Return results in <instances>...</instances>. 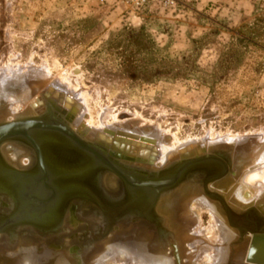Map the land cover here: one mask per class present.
I'll return each mask as SVG.
<instances>
[{
	"label": "rangeland",
	"instance_id": "374dc122",
	"mask_svg": "<svg viewBox=\"0 0 264 264\" xmlns=\"http://www.w3.org/2000/svg\"><path fill=\"white\" fill-rule=\"evenodd\" d=\"M35 78L43 83H34L37 81ZM22 81L34 94L48 84L55 85L57 82V85L64 86L67 83L68 86L60 88L82 99L86 120H90L95 127L102 124L115 131L117 125L122 128L121 133L134 129L144 134L148 130V134L153 131L161 133L162 139L167 136L164 141L173 142L174 151L180 145L189 143L193 146L194 142L201 143V140L222 144L212 146L209 151H199L200 154L192 157L184 156L185 151H175L182 157L172 163L183 164L189 160L214 157L220 162L218 164L227 167L229 173L234 152L225 144L235 146L234 140L237 142L238 138V144L264 140V0H177L172 6L154 3L140 9H132L113 0H0V93L6 92L10 98L9 88L24 83ZM2 104L3 100L0 106ZM7 104L9 111L20 109L15 106L19 105L17 102ZM15 120L6 117L0 123ZM154 128H157L156 131ZM12 146L27 151L15 144ZM62 152L70 153L66 150ZM65 157L69 168L76 165L71 157ZM21 161L22 164L17 162L16 166H8L26 169L34 160L26 154ZM171 164L164 167L159 162L151 169L160 172ZM58 169L60 179L54 178L53 181L50 178L51 184L56 180L62 183L65 179V168ZM194 172L187 174L188 179L197 180L202 190L206 174L199 170ZM106 179L98 174L86 183L102 204L109 209L116 208L124 202V191L122 187L121 190L118 188L117 179L111 189ZM54 183L52 186L57 191L64 189ZM211 184L217 183L210 181L208 192L224 197L214 188L210 190ZM107 189L115 194L109 190L107 193ZM70 194H66L70 204L66 203L59 214L58 223L67 217L64 229L55 227L48 230L52 231L48 235L33 229H29L32 235L13 229L16 230L13 237L0 238L1 254L26 248L34 250L35 255L47 251L52 262L62 257L69 264H79V261L90 264L93 259L92 264H147L141 255L121 248L124 243H119L121 249L116 246L115 250L117 253L119 249V254L121 252L124 256L110 255L112 257L107 256L95 263L105 250L99 245L108 236L118 230L126 232L134 226H140L136 230H142L145 236L139 239L142 250L150 253L158 248L172 253L177 246L174 243L175 232L167 227L165 218L161 216L172 235L167 232L155 211L156 216L153 217L158 221L160 231L154 221L139 216L138 210L142 207L134 211H120L124 215L114 211L113 215H120L109 219L102 209L88 205L94 204L92 201L83 200L88 203L83 205L82 199ZM4 195L0 190V200ZM187 204L185 210L196 225L191 230L195 235L200 230L202 238L208 239L209 215L199 209L195 211L191 203ZM72 210L75 217L71 221L69 211ZM243 210H239L240 213L232 211L237 217L246 216L248 222L245 224L252 226V222H257V228L264 231V225L260 224V215H263L257 208ZM123 223H128L129 227L125 228L121 225ZM111 225L115 230L97 243ZM157 238L166 245H161ZM87 248L97 250L83 256L81 251ZM213 254L211 250L202 249L194 263L212 264L216 258ZM232 257L229 256L226 263L232 264ZM179 264H183L182 258Z\"/></svg>",
	"mask_w": 264,
	"mask_h": 264
},
{
	"label": "bare ground",
	"instance_id": "6f19581e",
	"mask_svg": "<svg viewBox=\"0 0 264 264\" xmlns=\"http://www.w3.org/2000/svg\"><path fill=\"white\" fill-rule=\"evenodd\" d=\"M35 79H37V81L35 80L36 82L34 83H43V81L39 80L38 78ZM29 80H31V77ZM22 82L24 83L9 88V90L11 91V95L8 94L10 98H8L7 94H5L6 92L0 93V101L3 100V104L2 106H0V122L4 121L6 117H9L11 119L16 118V120L11 123H0V147H2L0 154L5 159V163L7 162L4 165H6L7 167H9L10 165L16 166L17 162L22 164L21 159L25 158L26 154L31 155V157H36L32 145L29 144L26 138L34 139L37 148H39L40 153L42 154V149L47 148L41 144V139L47 137L51 140H49L50 146L56 143L58 144L56 147L57 149L50 147L52 148L51 150H49L50 154H52V151L54 149L56 153L65 154V156H67V153L62 152L63 150H66L76 154L79 157L78 159L80 161L77 168L72 167L70 169L61 161H57L54 156L53 160L60 163L59 165H61L63 168H65L64 170H66V175L64 176L65 179H63L64 181L60 180L62 181L61 184H58L59 181L55 183L53 182L54 185H58L59 187L64 186L65 190L73 192L71 194L70 192H68L71 196L75 194L79 199H82V201H92V203L102 209V212L103 209L107 210L109 208L102 204L94 193H91L93 191L91 188H88V184L86 183L91 182V180H93V178L98 174L103 175V177L107 178L106 182L108 183L109 188H113V186H115V182L117 179L119 186L118 188L120 190L121 187L122 189L124 187L122 185V180L120 176H118V174H120L126 181L129 180L130 182L133 181L134 183H146L150 184V186L158 183L157 187L164 183L167 185L172 183V176L177 173L181 167H183V165H180L181 163H172L174 159L182 157L179 156V151H185L183 153L185 154L184 156L190 155L192 157L198 154L199 151H209L210 148L214 145L223 146L222 144L214 143L213 140V142H211V140H201V143L199 142L196 144L194 142L195 144L193 143V146L189 143H187L189 145H185L183 143V146L180 145L176 148L175 151H178L176 153L173 150L175 148V146H173L174 144H172L173 142L169 143L167 141H164L167 136L164 135L165 138L162 139V136H160L161 133L159 135L157 132L153 131L152 133L148 134V130L147 133L144 134L141 130L138 129H134L128 133H121L122 128L117 125L115 126L117 128L115 131H113V129L111 128H107L106 126L105 128L102 124L99 127H95L91 124L92 122L90 123V120L89 122L86 120L87 115L86 110H84V108L82 107V99L79 96L73 95L68 91L62 90L64 86L67 85V83L64 84V86H61L60 83V85H57V82L55 83V85L48 84V86H44L45 88H43L42 91H38V93L34 94L31 91V88L26 86L25 81ZM26 82L29 83L28 80ZM37 85L39 86V84ZM71 92L74 93V91L72 90ZM7 98L9 100H6ZM13 101L19 103V105H15L18 106L17 108H20L19 110L14 111L13 109H10L9 111V105L7 103H12ZM49 121H51V123H48ZM55 139H58L59 141H55ZM238 140L240 139L238 138ZM238 140L237 142L236 140H234L235 146L231 145L232 143L230 145H224L227 148H233L234 152L232 158V170L231 172H229L230 174L228 173V169L225 166V171L221 169L223 173L221 172V174H219L217 178H214L211 181L217 184H211V186H209L211 187L210 190H213L212 188H214V190H216L218 193L223 194L224 197L220 196V194L216 195L212 192H208L209 189L207 188L204 189L202 187L201 190L198 181H191L190 179H188L189 176H180V179L176 183L170 186H166L163 189L161 188V191L157 193V199L151 205L150 202H152L153 198L152 195L150 196V193L147 189L142 190V188H129L128 191H124L123 189L124 202L116 207L122 206V208H126V210L122 212H126L127 210L134 211V209L137 210L142 207L141 210H138L139 216L144 220L154 221V223H156L155 225L158 228V231H160L161 228L158 226V221H156V218L153 217L155 215L154 211L159 215L158 217L162 221L163 218L161 216H163L167 223V227H170V230H173V232H175L176 241L174 243L177 244V246L174 247L172 253L162 252L158 248L155 249L154 252L150 251V253L149 251H146V249L142 250L143 248L139 242V239H143L145 236L141 233L142 230H136L140 229V226H134L126 232L123 231L124 233L118 230L108 236L111 231L115 230L114 226L111 225L109 231H107V233L104 234V236L101 237L99 241H97L98 243L106 239V237L108 236L107 239L99 245L101 249L104 248L105 250L102 252L99 247V251L102 252V254H99L100 256L96 258L95 263L103 261L107 256L110 255L117 254L119 256H124V254H122L121 252L120 255L118 250L121 248H126L128 251L141 255L143 260L147 261V264H179L181 258L183 264H195V261L198 258V252H200V250L202 249L211 250L213 251V253H215L213 254L214 257H216L214 258L215 262L212 261V264H225L226 260L229 259V256L234 257L232 264H241L242 262H244L245 264H255L248 263V255L250 250V243L253 237L251 234L254 229L253 224L257 225V222H252V226L245 224L246 222H248L247 217H237L236 215H234V211L232 210H237L239 212V210L241 209L245 210L251 207H256L258 212H260V214H262L264 217V140L260 139L259 141L258 139V141L254 143H250L251 141H249L250 144H238ZM224 141L227 143L231 142H228L227 140ZM12 144L17 145L18 147H24L28 152L21 151L22 149H15ZM48 160L50 163L52 162V158H49ZM122 161L126 163H123ZM36 162L38 163L37 158ZM159 162H161L163 164L162 166L164 167H167L171 163L172 166L160 172L157 170H152L151 168L155 167V165ZM41 163L44 165L46 173L52 176L47 172L48 170L45 167L44 159ZM206 163H210L212 165L218 164L217 162L215 163L208 161ZM202 167L210 168V165L205 164ZM9 168L11 169V167ZM14 172L15 171H13L12 174L0 175V180L3 179V181H1L2 183L0 182V184H6L7 187L14 186V188L15 186L17 187L20 185H23L25 187L31 185L33 180L35 181L41 174L39 163L37 164V170L35 174L31 176L27 175L26 177L23 176L22 178H19L20 175H17L18 177H15L16 174ZM202 172L205 173L206 171L202 170ZM85 175L88 176L85 177ZM210 176L212 177L213 175ZM133 177L140 180L135 181ZM227 179H230L229 182H225ZM76 182L78 183V189L74 188L76 186H74V183ZM39 188L40 190L44 189L41 186ZM39 188H33L34 196H37L38 198L42 197V192H38ZM110 189H107V192L109 190L110 193H115ZM90 193L93 194V196ZM146 194L149 195V197H147ZM215 195L221 198H216ZM67 196L59 197L57 194L56 198L50 202V205L48 203V205L46 206L49 209L48 213H50L49 220L47 222V224L49 223V225L47 228H34L43 232H50L48 230L58 227L57 216H59V214H56L55 210L58 207H56L57 205L55 204H58L59 199L67 201ZM94 200H98L99 203H96V201ZM129 200H131L132 202L134 201V204H137V206L128 204ZM187 203H191L190 205H193L196 208L195 211L199 209V211H202L201 213H207L209 215L210 229H206L208 231L207 235H209L208 239H206L205 237L202 238L200 230L199 232H197V235H195L194 231H192L194 230L195 221L192 220L190 214H188L185 210V206ZM222 204H224L226 207L222 206ZM144 205L146 209L144 208ZM147 206L151 208L148 210ZM112 210L115 211V207L110 209L108 213L103 212L106 218L115 219L113 217L114 212ZM127 214H129V212H127ZM260 217V224L263 226L264 218L261 215ZM121 225H123L125 228L129 227L128 223H123ZM163 225L165 228H167L165 223ZM22 227L33 226H31L30 224H20L16 228L18 229ZM12 231L13 230L10 231V229H8L7 233H0V238L6 237V235ZM171 231H169V229L167 228V232L172 235ZM259 231L260 229L257 228L255 234L258 235L259 233H261ZM118 237H121L122 239H118ZM116 239H118V241H116ZM157 240L159 243H162L161 245H166L163 240L158 238ZM236 240L238 242H236ZM119 243H124V247L121 245L120 248ZM131 245L134 247H132ZM116 246L119 248L117 249V253L115 252ZM145 246L147 247V245ZM96 250V248H87L86 250L81 251V253L83 256H85L84 254L88 253L89 256L93 251ZM142 251L144 252L141 253ZM171 255H173L175 259H173ZM49 257L50 254L47 251H43L35 255L34 250L19 248L14 252L7 254H1L0 252V264H69L68 262H65V260L67 259L64 260L62 257H59L54 262H52V259H49ZM85 260H87V258ZM93 260H91L92 262H90V264L94 263ZM79 264H81L80 261ZM84 264H86V262ZM226 264H230V262Z\"/></svg>",
	"mask_w": 264,
	"mask_h": 264
},
{
	"label": "water",
	"instance_id": "95a60500",
	"mask_svg": "<svg viewBox=\"0 0 264 264\" xmlns=\"http://www.w3.org/2000/svg\"><path fill=\"white\" fill-rule=\"evenodd\" d=\"M6 138V137H4ZM3 139V138H2ZM27 141L29 142L30 145H32L33 150L36 154V158L37 161L39 163V168L41 171V174L39 175V177L33 182L31 185L28 186H14L13 187H8L4 186V187H0L1 192L5 193L7 195V197H9L12 200V204L14 205V210L12 211V213L6 217L3 218L2 217L0 219V233H7V230L10 229L13 230L15 229L18 225L20 224H30L33 227L36 228H47L49 223L47 224L48 220H49V209L48 207H46L52 200H54L58 194V196H63L65 197V195L69 192L65 189L63 190H58L55 191L56 189H54V187L51 185V180L49 178V175L46 173V170L44 169V165L41 163L43 160L42 154L40 153L39 148H37L34 139L32 138H26ZM1 140V139H0ZM50 139L47 137H44L41 139V144L44 145V147L46 146L44 143L48 142ZM51 141V140H50ZM50 143V142H48ZM54 145H58L57 143ZM217 162L220 163L219 161H217L214 157H206L203 159H195L192 161H188L187 163H183L180 165H183V167H181L179 169V171L177 173H175L172 176V183L170 184H162V185H152L150 186V184H141V183H134L133 181H126L120 174H118V176H120L121 180H122V185H123V189L124 191H128L129 188H142V190L147 189L150 193V196L152 195V202H150V205L154 203V201L157 199V193L159 191H161V188H165L166 186H170L174 183H176L180 178V176H189L187 175L188 173H195L194 171L199 170L200 172H202V170L206 171V178L202 183V187L205 189L207 188V184L208 182L212 181V179L217 178L219 174H221V172L223 173V171H225V166L223 164H216V165H212L210 163H206V162ZM205 162V163H203ZM37 163V164H38ZM202 163V164H201ZM205 164H209L210 168H204L202 167ZM191 167V168H190ZM221 167V168H220ZM223 171H222V170ZM185 171V172H184ZM94 172V171H93ZM16 175H20L19 178H22L23 176H27L24 175V173H18V172H14ZM203 173V172H202ZM182 174V175H180ZM209 175V176H208ZM210 175H213L212 177ZM16 184H17V180H16ZM15 185V184H14ZM43 187L44 189L40 190L39 187ZM38 187L39 190L38 192H42V197L38 198L37 196H34V190L33 188ZM153 188V189H152ZM208 189V188H207ZM41 194V193H40ZM88 195V194H87ZM39 196V195H38ZM67 196V195H66ZM147 197H149V195L146 194ZM216 196V195H215ZM216 198H219L216 196ZM221 198V197H220ZM219 198V199H220ZM96 201V203L99 201L98 200H94ZM59 203V202H58ZM128 203V202H126ZM130 205H136L134 204V201L132 202L131 200H129ZM57 205V204H55ZM222 206L226 207L224 204H222ZM145 207V206H144ZM148 207V206H147ZM151 207H148V210ZM110 209L104 210L103 212L108 213ZM126 208H122V206L120 207H116L115 208V212H120V211H125ZM114 212V210H112ZM122 213V212H120ZM117 216H119L120 214H115ZM113 215V217L115 216ZM122 215H124L122 213ZM116 219V217H115ZM108 223L110 224L111 221H109L108 219ZM108 224V225H109ZM253 231H252V241L250 243V250H249V255H248V263H255V264H264V231L262 229H260L258 235H256V225L253 224ZM246 232V230H245ZM243 234V233H242ZM243 237V236H242Z\"/></svg>",
	"mask_w": 264,
	"mask_h": 264
},
{
	"label": "flooded vegetation",
	"instance_id": "af4514ba",
	"mask_svg": "<svg viewBox=\"0 0 264 264\" xmlns=\"http://www.w3.org/2000/svg\"><path fill=\"white\" fill-rule=\"evenodd\" d=\"M55 141H59L58 139H55ZM48 142H50V141H48ZM48 142H45L44 144L45 145H47V146H45L47 149H42V157H43V159H44V163H45V167L47 168V172L48 173H50L52 176H50L49 174V178H52L53 179V181H55V179L54 178H57V180H59L58 178H59V173L57 172L59 169L58 168H61L62 166L61 165H59L60 163H58V162H56L55 160H53V158H54V156H55V158H56V160L58 161H61L63 164H65V165H67L66 163H65V161H64V157H65V154H61V153H56L55 152V150L53 149V151H52V154H50V151L49 150H51L52 148H50V147H57V145H52V146H50V144L48 143ZM59 143V142H58ZM68 155H70L69 157H72L73 159H72V161H73V163L75 162L76 163V165L74 166V168H77L78 167V165H79V163H80V161H79V157L76 155V154H74L73 152H70V153H67V156ZM63 156V157H62ZM3 157H2V155L0 154V175H4V174H12V172L13 171H16V172H20V173H24V174H26V175H28V176H31V175H33V174H35V172H36V170H37V162H36V157H32L33 158V162L29 165V167L28 168H26V169H24V168H12L11 167V169L10 168H8V167H6L5 165L3 166V163L4 164H6L5 162H4V160L2 159ZM49 158H52V164L49 162ZM59 158V159H58ZM47 160V161H46ZM49 165V166H48ZM52 166H53V168H52ZM6 167V168H5ZM70 168H72V167H70ZM2 169V170H1ZM12 170V171H11ZM53 174H55V176L53 175ZM58 175V176H57ZM15 177H18L17 175H15ZM51 179V180H52ZM57 180H56V182H57ZM1 181H3V179L2 180H0V182ZM61 182V181H60ZM2 183V182H1ZM53 184V183H52ZM51 184V185H52ZM58 184H61V183H59L58 182ZM76 185V186H75ZM103 185V184H102ZM4 186H6V184L5 185H1L0 184V187H4ZM57 186V185H56ZM74 188L75 189H78V183L76 182V183H74ZM8 188V187H7ZM62 188H65L64 186H62ZM108 193V192H107ZM3 194H5V193H3ZM115 194V193H114ZM73 196H76L75 194H73ZM76 197H78V196H76ZM61 199H59V203L57 204V206L56 207H58L55 211H56V214H60V211H61V209H62V207H64V205L66 204V203H68V204H70V202H68V200L67 201H64V200H61ZM63 201V202H62ZM62 202V203H61ZM79 202V201H78ZM81 202L82 203H84L83 205H87L88 203H85V202H83L82 200H81ZM13 202H12V200L9 198V197H7V195L5 194L4 196H2L1 197V200H0V205L2 206V208H0V218L2 217V218H6V217H8L11 213H12V211L14 210V205L12 204ZM73 202H71V204H72ZM74 203H76L75 201H74ZM59 205V206H58ZM90 205H95V204H90ZM95 206H97V205H95ZM80 207H82V206H80ZM98 207V206H97ZM5 208H6V210H5ZM70 208V207H69ZM144 208H146V207H144ZM2 211H6V213L5 212H3L2 213ZM70 212V219H71V221L74 219V217H75V213H74V215H73V210L72 211H69ZM79 213H81V209H79ZM69 216V215H68ZM58 217V221L60 220V217L59 216H57ZM66 221H67V217L66 218H63V220H61V222L60 223H58V227L56 228V229H58V230H62V228L64 229L65 228V225H66ZM75 221V220H74ZM19 229H21V230H23L22 232L24 233V234H27V233H29V234H33L29 229H33V230H36L38 233H42L43 235H48V234H51V232L52 231H50V232H43V231H41V230H38V229H36V228H34V227H22V228H16V230H19ZM16 230H13L12 232H10L9 234H7L6 235V237H4V238H11V237H13V234L16 232ZM27 232V233H26ZM36 232V233H37ZM3 238V239H4Z\"/></svg>",
	"mask_w": 264,
	"mask_h": 264
},
{
	"label": "built area",
	"instance_id": "2783aa9c",
	"mask_svg": "<svg viewBox=\"0 0 264 264\" xmlns=\"http://www.w3.org/2000/svg\"><path fill=\"white\" fill-rule=\"evenodd\" d=\"M113 1L123 3L124 5H127L132 9H140L154 3H159L166 6H172L177 3V0H113Z\"/></svg>",
	"mask_w": 264,
	"mask_h": 264
}]
</instances>
